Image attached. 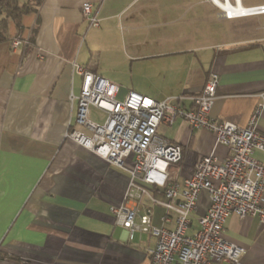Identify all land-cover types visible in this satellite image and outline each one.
Returning a JSON list of instances; mask_svg holds the SVG:
<instances>
[{"label":"crops","instance_id":"0c3cea01","mask_svg":"<svg viewBox=\"0 0 264 264\" xmlns=\"http://www.w3.org/2000/svg\"><path fill=\"white\" fill-rule=\"evenodd\" d=\"M83 3L92 5L98 27L88 26ZM196 7L186 0H41L27 13L26 31L27 14L19 30L9 24L0 42V264H150L155 239L136 233L130 240L109 207H135L136 222L148 210L157 228L172 229L174 216L163 223L162 190L137 179L144 191L125 199L129 172L65 137L69 128L78 129L76 102H69L82 82L74 65L114 84L117 100L128 91L154 101L179 96L174 104L183 109L194 107L190 97L215 73L208 117L243 127L264 92V36L203 45L192 33L195 18H186ZM16 36L21 44L12 49ZM98 113L101 121L92 118ZM105 118L90 109L91 121ZM257 126L264 135V109ZM157 134L181 146L182 161L170 172L180 188L200 156L223 161L230 155L212 133L180 118L160 124ZM252 156L264 163L262 151ZM124 165L131 168L130 157ZM259 202L264 209V189ZM208 204L201 192L187 235ZM222 236L244 249L241 264H264L257 216L230 214Z\"/></svg>","mask_w":264,"mask_h":264},{"label":"built area","instance_id":"2783aa9c","mask_svg":"<svg viewBox=\"0 0 264 264\" xmlns=\"http://www.w3.org/2000/svg\"><path fill=\"white\" fill-rule=\"evenodd\" d=\"M219 11L222 18L233 20L244 16L230 15L216 0H205ZM236 6L237 0H218ZM242 1V0H241ZM261 8L264 6H253ZM81 13L89 27H98L99 20L90 3H83ZM21 44L20 36L11 41V48ZM74 72L81 77L77 96L70 95L69 102H76L75 123L78 129H68L66 138L91 151L108 164L128 171L130 181L125 199L139 198L144 191L142 184L160 189L165 201L161 218L173 228L154 227L146 210L135 221L137 210L124 203L111 205L109 212L123 227L128 238L138 233L155 239V246L148 251L150 264H241L244 249L222 236L223 225L230 214L240 219L257 216L264 226V209L259 198L264 189V163L253 158L255 150L264 153V135L258 131L257 121L264 109V92L245 126L240 127L223 120L208 117L216 95L218 76L210 73L199 95L190 97L194 107L183 109L174 102L183 97L154 101L134 91H128L123 100L115 98L117 87L99 75L74 65ZM106 114L102 124L89 119L90 109ZM180 118L190 128H202L215 136L216 142L230 150L227 159L219 161L213 155L200 156L191 174L184 178L182 187L168 172V168L182 161L179 144L169 142L157 134L160 124L171 125ZM131 158V168L124 161ZM133 191H135L133 193ZM138 194H137V192ZM201 192L209 199L205 213L198 219V228L187 235L191 213L196 209ZM156 202V201H154Z\"/></svg>","mask_w":264,"mask_h":264},{"label":"rangeland","instance_id":"374dc122","mask_svg":"<svg viewBox=\"0 0 264 264\" xmlns=\"http://www.w3.org/2000/svg\"><path fill=\"white\" fill-rule=\"evenodd\" d=\"M20 5L27 2V0H18ZM192 1L196 4L195 9L188 12L186 18H195L193 22L194 26L192 33L197 41H202V44H210L215 42H236L240 40H250L252 38H258L264 36V13L258 15H250L234 20H225L219 14L216 18V10L210 4L199 3L202 0H186ZM243 7L247 6H264V0H242ZM23 16L24 31H26V17ZM31 16V15H30ZM102 113H98L92 116L93 119L101 121L103 119ZM173 167L168 168V172H172Z\"/></svg>","mask_w":264,"mask_h":264},{"label":"trees","instance_id":"16d2710c","mask_svg":"<svg viewBox=\"0 0 264 264\" xmlns=\"http://www.w3.org/2000/svg\"><path fill=\"white\" fill-rule=\"evenodd\" d=\"M40 3L41 0H30L20 5L18 0H0V42L8 38V26L11 22L14 24L15 29L19 30L21 28V17L29 13L34 5Z\"/></svg>","mask_w":264,"mask_h":264},{"label":"bare ground","instance_id":"6f19581e","mask_svg":"<svg viewBox=\"0 0 264 264\" xmlns=\"http://www.w3.org/2000/svg\"><path fill=\"white\" fill-rule=\"evenodd\" d=\"M216 2L221 8L227 11V13L230 15L245 17V16L258 15L264 13V11H262L261 8L243 7V5L241 4V0H237L236 6H232L229 1H227L226 3H222L216 0Z\"/></svg>","mask_w":264,"mask_h":264}]
</instances>
